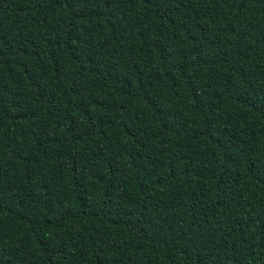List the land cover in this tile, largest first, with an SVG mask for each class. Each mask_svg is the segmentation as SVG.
<instances>
[{
  "label": "trees",
  "instance_id": "trees-1",
  "mask_svg": "<svg viewBox=\"0 0 264 264\" xmlns=\"http://www.w3.org/2000/svg\"><path fill=\"white\" fill-rule=\"evenodd\" d=\"M0 264H264V0H0Z\"/></svg>",
  "mask_w": 264,
  "mask_h": 264
}]
</instances>
